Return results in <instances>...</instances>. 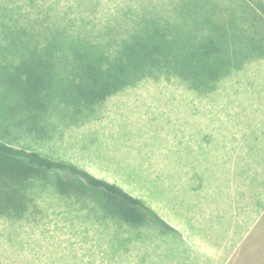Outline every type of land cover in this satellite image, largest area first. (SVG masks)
Listing matches in <instances>:
<instances>
[{
    "label": "rangeland",
    "instance_id": "rangeland-1",
    "mask_svg": "<svg viewBox=\"0 0 264 264\" xmlns=\"http://www.w3.org/2000/svg\"><path fill=\"white\" fill-rule=\"evenodd\" d=\"M182 1L0 0V25L31 33L0 34L4 140L118 184L181 233H164L151 221L131 226L104 210L100 194L62 195L47 174L32 188L23 217H0V264H264V53L206 87L160 56L152 69L127 70L126 82L96 104L69 92L78 82L63 46L89 37L83 30L109 43L103 30L117 27L116 38H125L159 18L154 12L175 21ZM216 1L223 14L242 4ZM247 1L262 17L264 0ZM59 27L68 38L54 49L56 74L46 109L36 115L22 106L12 64L24 48L45 46ZM117 46L111 43L112 53Z\"/></svg>",
    "mask_w": 264,
    "mask_h": 264
},
{
    "label": "trees",
    "instance_id": "trees-1",
    "mask_svg": "<svg viewBox=\"0 0 264 264\" xmlns=\"http://www.w3.org/2000/svg\"><path fill=\"white\" fill-rule=\"evenodd\" d=\"M240 1L242 4L233 7L227 5L224 9L226 14H223L222 9L218 10L216 0H184L175 8V21L165 19L163 12L160 15L154 12L152 14L159 18L152 16L150 19L154 20L149 21L153 23L135 27L129 34L127 31L125 38L117 35L118 39L115 34L117 27L104 29L103 35L111 38L109 43L94 41L90 38L91 33L83 30L89 37L72 40L63 46L62 38H68L64 28L54 29L45 46L38 43L29 49L24 48L19 53L21 59L12 64L15 73L12 82L18 87L22 106L36 115L45 111L46 92L58 65L53 52L59 41L60 46L73 54L72 62L67 65L75 67L74 82L78 83L77 90L69 88V92H78L90 105L114 94L126 82V75H132L127 70L134 71L139 67L152 69L159 64L160 56L167 66L178 67L183 74L189 73L195 86L206 87L228 74L231 67L247 56L264 53V2L258 1L263 12L260 17L249 8L247 0ZM211 17L218 19L215 21ZM8 29L17 36L30 39L28 34L31 33L20 26L0 25V34L9 32ZM111 43L118 44L115 53L109 49ZM170 54L171 57L168 56ZM0 78L3 79L2 70ZM47 174L55 177V187L62 195L91 190L102 196L106 212L131 226L151 221L165 232L178 233L144 200L121 186L73 163L51 158L36 150L15 147L7 143L1 133L0 217H23L33 202L32 188Z\"/></svg>",
    "mask_w": 264,
    "mask_h": 264
},
{
    "label": "crops",
    "instance_id": "crops-1",
    "mask_svg": "<svg viewBox=\"0 0 264 264\" xmlns=\"http://www.w3.org/2000/svg\"><path fill=\"white\" fill-rule=\"evenodd\" d=\"M201 157V156H200ZM201 162V161H200ZM199 161L197 162V163H200ZM82 168V167H81ZM90 172V171H89ZM112 183V182H111ZM116 184V183H115ZM118 185V184H117ZM136 197V196H135ZM141 199V198H140ZM143 200V199H142ZM146 202V201H145ZM147 203V202H146ZM148 204V203H147ZM149 205V204H148ZM150 207H152L151 205H149ZM153 208V207H152ZM164 220H166L170 225H172L165 217H163L155 208H153ZM173 226V225H172ZM156 227L157 228H159L160 230H162L158 225H156ZM176 230H177V232L178 233H171V232H165L164 230H162V232H164V233H170V234H177V235H179V234H181L180 233V230H178L175 226H173ZM179 240H181V239H179Z\"/></svg>",
    "mask_w": 264,
    "mask_h": 264
}]
</instances>
